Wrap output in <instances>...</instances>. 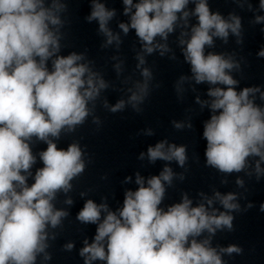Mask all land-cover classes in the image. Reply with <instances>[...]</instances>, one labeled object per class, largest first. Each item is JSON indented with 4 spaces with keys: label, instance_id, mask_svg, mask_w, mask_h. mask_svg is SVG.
Instances as JSON below:
<instances>
[{
    "label": "clouds",
    "instance_id": "1",
    "mask_svg": "<svg viewBox=\"0 0 264 264\" xmlns=\"http://www.w3.org/2000/svg\"><path fill=\"white\" fill-rule=\"evenodd\" d=\"M122 2L123 14L129 20L118 27L125 35L134 30L142 44L136 59L144 79L127 89L131 93L127 100L109 105L104 99L103 107L112 113L123 111L126 105L142 111L139 105L148 97V82L152 79L151 71L142 67L145 55L157 50L161 55L171 51L166 43L169 35L178 27L188 29L190 17H195L190 31L182 30L178 39L192 75L181 76L176 90L182 92L183 83L189 79L210 86V101L197 98V103L207 105L212 112L203 128L207 166L223 174L240 173L251 166L249 158L258 157L254 172L259 180L264 176V107L255 103L260 89L245 87L238 92V81L231 73L240 69L239 63L231 55L205 51L206 47H214V38L227 43L230 33L241 43V18L234 13L225 18L211 11L208 0ZM190 3L195 5L191 11L187 10ZM237 3L244 7L241 0ZM248 9L252 10L250 3ZM259 10L264 11V0H260ZM66 11L67 4L62 0H0V264H37L38 257L51 259L48 241L55 239V233L50 235L49 229L61 227L69 216L54 201L61 193L67 196L73 189L72 181L86 168L79 143L73 142L64 149L58 148L56 141L62 133L75 132L89 116H93L94 124H99L94 115L96 102L102 91L110 87L93 70L92 62H85V54H59L61 29L65 25L61 17ZM115 16V9H109L101 0H91L86 20L98 23V31L106 37L102 47L115 42L118 49L122 42L119 34L109 28ZM253 23H264V16L257 15ZM157 37L165 43H159ZM258 55L264 57V50ZM114 67L119 76L122 62ZM260 99L264 101V93ZM173 124L178 130L185 126ZM187 126L191 128V124ZM147 134L153 133L149 130ZM36 142L47 147L38 153L43 167L33 175ZM146 155L151 163L176 161L181 167L188 159L186 146L166 140L150 146ZM139 158L143 160L145 153ZM246 174L251 176L252 172ZM175 176L168 166L147 180L137 173V189L126 190L123 206L116 211L110 210L107 203L88 199L76 217L82 224L97 225L93 241L85 240L80 250L84 264H225L222 254L242 253L234 244L218 250L211 243L218 230L233 231L231 213L241 211L238 194L215 191L208 197L200 193L202 202L193 206L185 193L181 202L165 209L161 204L166 185L171 187ZM179 179H184L183 174ZM236 184L243 187L244 181L237 179ZM216 202L224 211L213 207ZM64 203L70 206L73 200L67 197ZM252 206L248 204L247 208ZM260 210L264 212V204ZM73 247V243L64 245L69 251Z\"/></svg>",
    "mask_w": 264,
    "mask_h": 264
}]
</instances>
